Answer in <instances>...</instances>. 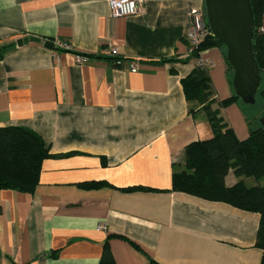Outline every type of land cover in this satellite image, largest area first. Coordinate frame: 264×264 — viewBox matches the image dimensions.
Returning <instances> with one entry per match:
<instances>
[{
    "label": "crops",
    "instance_id": "1",
    "mask_svg": "<svg viewBox=\"0 0 264 264\" xmlns=\"http://www.w3.org/2000/svg\"><path fill=\"white\" fill-rule=\"evenodd\" d=\"M203 3L114 15L109 0H0V126L33 130L54 154L31 191L0 188V264H99L106 240L116 264H260L259 212L171 188L185 145L212 134L181 79L200 64L214 99L234 93L222 47L189 53L187 11ZM29 35L40 40L18 44ZM221 113L248 135L240 100ZM260 178L229 169L225 183Z\"/></svg>",
    "mask_w": 264,
    "mask_h": 264
},
{
    "label": "trees",
    "instance_id": "2",
    "mask_svg": "<svg viewBox=\"0 0 264 264\" xmlns=\"http://www.w3.org/2000/svg\"><path fill=\"white\" fill-rule=\"evenodd\" d=\"M250 5L254 18L253 51L262 76L264 0H250ZM211 46L222 47L227 58L225 46L210 32L189 53L197 56L200 50ZM208 78L206 68L199 64L181 79L186 98L199 102L212 134L185 145L184 168L173 171L171 188L204 198L225 200L237 207L259 212L256 244L264 247V184L247 185L242 179L230 185L225 183L229 169L236 176L255 179L264 176V126L262 123L252 126V119L246 116L249 132L245 138L239 139L221 108L241 99L234 93L220 100L214 99ZM256 97L264 99V88L259 89ZM263 109L264 105L260 110ZM51 155L54 154L49 152L43 138L33 130L21 125L0 126V188L31 191L39 181L42 160ZM82 185L90 187L98 183L91 181ZM99 264H116L107 240L103 244ZM260 264H264V253Z\"/></svg>",
    "mask_w": 264,
    "mask_h": 264
},
{
    "label": "water",
    "instance_id": "3",
    "mask_svg": "<svg viewBox=\"0 0 264 264\" xmlns=\"http://www.w3.org/2000/svg\"><path fill=\"white\" fill-rule=\"evenodd\" d=\"M203 4L211 33L226 48L233 92L242 102L253 104L261 88V73L253 51L254 18L250 0H204ZM27 40L40 38L29 35L17 42ZM44 44L51 47L52 41L45 40ZM261 121L264 126V119Z\"/></svg>",
    "mask_w": 264,
    "mask_h": 264
},
{
    "label": "built area",
    "instance_id": "4",
    "mask_svg": "<svg viewBox=\"0 0 264 264\" xmlns=\"http://www.w3.org/2000/svg\"><path fill=\"white\" fill-rule=\"evenodd\" d=\"M144 0H109L110 9L114 15H127L140 10ZM188 21L186 28V37L188 40V49L192 50L202 40L205 34L211 33V30L206 21V14L204 7L190 6L187 11ZM262 29V28H261ZM118 53L117 47L110 45L109 54L116 56ZM75 59L77 62H82L87 59V55L76 53ZM137 68L136 61H130L131 71Z\"/></svg>",
    "mask_w": 264,
    "mask_h": 264
},
{
    "label": "rangeland",
    "instance_id": "5",
    "mask_svg": "<svg viewBox=\"0 0 264 264\" xmlns=\"http://www.w3.org/2000/svg\"><path fill=\"white\" fill-rule=\"evenodd\" d=\"M261 88H264V75L261 76ZM263 105H264V99L263 98L260 99L259 97H256L255 102L250 105H246V103L243 102V110H245L244 113L247 114L246 116L249 119H252V126L254 127L262 123L261 118L264 119L263 111L260 110ZM246 116H245V119L247 120ZM246 182L247 184H251L250 180ZM260 183L264 184V176L260 178Z\"/></svg>",
    "mask_w": 264,
    "mask_h": 264
}]
</instances>
